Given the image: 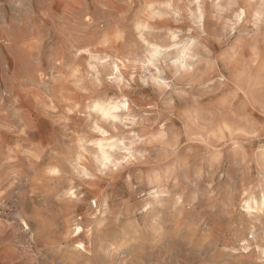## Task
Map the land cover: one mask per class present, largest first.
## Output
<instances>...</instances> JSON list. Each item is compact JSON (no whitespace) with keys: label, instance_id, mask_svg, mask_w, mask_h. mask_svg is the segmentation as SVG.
<instances>
[{"label":"clouds","instance_id":"obj_1","mask_svg":"<svg viewBox=\"0 0 264 264\" xmlns=\"http://www.w3.org/2000/svg\"><path fill=\"white\" fill-rule=\"evenodd\" d=\"M67 2L80 11L76 27L53 21L18 41L26 56L17 79L0 82V198L23 186L25 219L39 239L60 232L73 208H93L141 170L168 167L194 137L210 139L217 127L231 132L230 110L210 120L206 106L192 103L205 79L214 77L217 91L240 105L254 92L264 104V0H191L209 13L207 30L185 22L164 41L138 27L147 19L138 7L166 10L157 26L167 20L172 27L174 16L181 20L172 11L177 0ZM97 6L99 15L85 10ZM220 7L226 16L217 21L211 10ZM257 251L264 264V247ZM17 255L0 246V264H20Z\"/></svg>","mask_w":264,"mask_h":264},{"label":"rangeland","instance_id":"obj_2","mask_svg":"<svg viewBox=\"0 0 264 264\" xmlns=\"http://www.w3.org/2000/svg\"><path fill=\"white\" fill-rule=\"evenodd\" d=\"M85 10L103 11L98 6ZM172 11L181 20L174 16L172 27L167 20L158 27L167 11L138 7L137 15L147 18L138 27L150 29L156 41L167 40L174 29L182 31L185 22L193 28L203 23L207 30L209 13L194 8L191 0H177ZM79 15L67 0H0V40L13 41L11 48L0 44V82L17 79L26 56L18 41L49 30L53 21L76 27ZM211 15L217 21L226 16L222 7ZM233 27L229 24V31ZM225 58L230 59L227 51ZM198 87L203 95L193 98V105L206 106L210 120L230 110L235 114L231 132L217 127L219 135L210 139L194 137L168 167L141 170L91 209L73 208L62 230L43 239L30 235L36 225L25 219L23 186H18L19 191L0 198V246L15 248L20 264H259L264 208L250 209L246 201L264 195V104L254 92L240 105L230 92L217 91L214 77ZM159 100L163 106L169 102L163 95Z\"/></svg>","mask_w":264,"mask_h":264},{"label":"bare ground","instance_id":"obj_3","mask_svg":"<svg viewBox=\"0 0 264 264\" xmlns=\"http://www.w3.org/2000/svg\"><path fill=\"white\" fill-rule=\"evenodd\" d=\"M200 22V21H199ZM246 204H247V207L248 208H253V206L255 205L256 208H264V195L262 197V199L260 200H255L254 198L253 199H249L246 201Z\"/></svg>","mask_w":264,"mask_h":264},{"label":"snow or ice","instance_id":"obj_4","mask_svg":"<svg viewBox=\"0 0 264 264\" xmlns=\"http://www.w3.org/2000/svg\"><path fill=\"white\" fill-rule=\"evenodd\" d=\"M77 231H79V229H77Z\"/></svg>","mask_w":264,"mask_h":264}]
</instances>
